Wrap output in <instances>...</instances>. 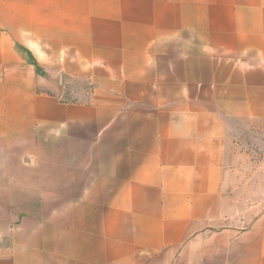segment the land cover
<instances>
[{
  "label": "crops",
  "instance_id": "0c3cea01",
  "mask_svg": "<svg viewBox=\"0 0 264 264\" xmlns=\"http://www.w3.org/2000/svg\"><path fill=\"white\" fill-rule=\"evenodd\" d=\"M234 121L264 0H0V264H264Z\"/></svg>",
  "mask_w": 264,
  "mask_h": 264
},
{
  "label": "rangeland",
  "instance_id": "374dc122",
  "mask_svg": "<svg viewBox=\"0 0 264 264\" xmlns=\"http://www.w3.org/2000/svg\"><path fill=\"white\" fill-rule=\"evenodd\" d=\"M229 138L228 194L232 199L238 198L243 206L264 201V124L234 121Z\"/></svg>",
  "mask_w": 264,
  "mask_h": 264
}]
</instances>
